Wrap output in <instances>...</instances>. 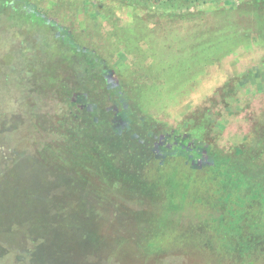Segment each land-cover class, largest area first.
Here are the masks:
<instances>
[{
  "label": "trees",
  "instance_id": "16d2710c",
  "mask_svg": "<svg viewBox=\"0 0 264 264\" xmlns=\"http://www.w3.org/2000/svg\"><path fill=\"white\" fill-rule=\"evenodd\" d=\"M112 1L180 19L205 2ZM58 25L18 0H0V72L21 63L0 89V264H109L119 255L162 260L174 246L190 244V233L178 226H190L200 209L223 255L264 263V187L247 192L240 176H228L216 181L226 187L203 201V190L194 189L197 168L181 157H156V137L143 119L121 125L127 97L83 32H54L56 46L47 49L45 30ZM134 35L144 39L146 27L135 24ZM115 37L125 43L119 31ZM134 65L119 73L129 89L145 77L144 66ZM254 200L259 213L250 209ZM67 228L77 230L79 251L68 240L64 247L72 251L62 249Z\"/></svg>",
  "mask_w": 264,
  "mask_h": 264
},
{
  "label": "rangeland",
  "instance_id": "374dc122",
  "mask_svg": "<svg viewBox=\"0 0 264 264\" xmlns=\"http://www.w3.org/2000/svg\"><path fill=\"white\" fill-rule=\"evenodd\" d=\"M204 1L200 12L193 13L199 9L194 6L181 19L112 0L18 3L44 15L49 25L59 24L45 30L47 49L56 46L54 32L68 38L75 30L84 33L88 47L100 54L108 76L117 83L116 91L127 97L130 110L125 121H145L147 132L156 137L153 149L158 158L181 157L197 168L194 189L200 186L206 202L212 191L226 187L216 181L226 182L228 176H240L247 192L257 184L264 187V1L258 5L253 0ZM135 24L146 27L144 39L134 35ZM115 28L125 43L116 39ZM138 62L145 77L129 89L119 73L132 65L136 69ZM20 69L16 61L4 67L0 89L4 82L9 84L3 78L18 75ZM113 103L119 113L121 105L109 104ZM251 202L250 209L259 213V201ZM199 215L189 222L191 227L179 224V230L190 233V244L174 246L172 256L160 260L119 255L122 259L109 264H248L243 258L223 255V247L212 240L206 209ZM65 233L62 249L72 251L64 247L68 240L79 251L77 230Z\"/></svg>",
  "mask_w": 264,
  "mask_h": 264
},
{
  "label": "flooded vegetation",
  "instance_id": "af4514ba",
  "mask_svg": "<svg viewBox=\"0 0 264 264\" xmlns=\"http://www.w3.org/2000/svg\"><path fill=\"white\" fill-rule=\"evenodd\" d=\"M124 107H125V105H124ZM126 108V107H125ZM124 116H126V115H124ZM126 119H127V117H126ZM126 127H128L129 125H130V121L129 120H127V121H125V124H124ZM156 157H157V155H156Z\"/></svg>",
  "mask_w": 264,
  "mask_h": 264
},
{
  "label": "water",
  "instance_id": "95a60500",
  "mask_svg": "<svg viewBox=\"0 0 264 264\" xmlns=\"http://www.w3.org/2000/svg\"><path fill=\"white\" fill-rule=\"evenodd\" d=\"M29 8V7H28Z\"/></svg>",
  "mask_w": 264,
  "mask_h": 264
}]
</instances>
